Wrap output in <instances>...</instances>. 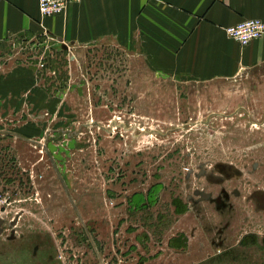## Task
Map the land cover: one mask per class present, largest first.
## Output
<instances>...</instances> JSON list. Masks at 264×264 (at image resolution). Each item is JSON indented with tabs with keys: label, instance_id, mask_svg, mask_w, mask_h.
I'll return each instance as SVG.
<instances>
[{
	"label": "rangeland",
	"instance_id": "1",
	"mask_svg": "<svg viewBox=\"0 0 264 264\" xmlns=\"http://www.w3.org/2000/svg\"><path fill=\"white\" fill-rule=\"evenodd\" d=\"M19 48L0 264H264V64L195 81L116 44Z\"/></svg>",
	"mask_w": 264,
	"mask_h": 264
},
{
	"label": "crops",
	"instance_id": "2",
	"mask_svg": "<svg viewBox=\"0 0 264 264\" xmlns=\"http://www.w3.org/2000/svg\"><path fill=\"white\" fill-rule=\"evenodd\" d=\"M251 17L264 20V0H82L52 16L38 0H0V93L17 90V68L29 74L12 57L38 39L120 45L157 71L195 81L234 78L264 64V35L241 44L225 31Z\"/></svg>",
	"mask_w": 264,
	"mask_h": 264
},
{
	"label": "built area",
	"instance_id": "3",
	"mask_svg": "<svg viewBox=\"0 0 264 264\" xmlns=\"http://www.w3.org/2000/svg\"><path fill=\"white\" fill-rule=\"evenodd\" d=\"M82 0H38L39 11L43 16L60 14L65 7ZM226 33L241 44L264 35V20L258 17L245 18L225 27Z\"/></svg>",
	"mask_w": 264,
	"mask_h": 264
}]
</instances>
